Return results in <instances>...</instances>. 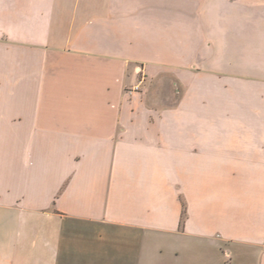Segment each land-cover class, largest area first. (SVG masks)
<instances>
[{
	"label": "crops",
	"instance_id": "crops-1",
	"mask_svg": "<svg viewBox=\"0 0 264 264\" xmlns=\"http://www.w3.org/2000/svg\"><path fill=\"white\" fill-rule=\"evenodd\" d=\"M0 264H264V0H0Z\"/></svg>",
	"mask_w": 264,
	"mask_h": 264
}]
</instances>
